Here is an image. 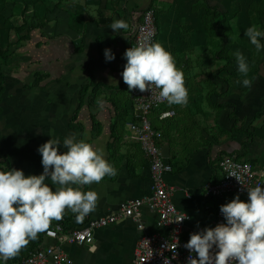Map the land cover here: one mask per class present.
<instances>
[{
    "label": "crops",
    "instance_id": "1",
    "mask_svg": "<svg viewBox=\"0 0 264 264\" xmlns=\"http://www.w3.org/2000/svg\"><path fill=\"white\" fill-rule=\"evenodd\" d=\"M147 8L155 11L156 42L172 53L188 90L186 106L160 107L150 114L169 147L165 180L174 189L176 208L190 217L187 231L209 228L219 205H225L200 192L219 179L220 158L236 157L264 168V49L255 52L244 34L252 25L264 32V0H36V28L29 39H21L20 34L16 38V47L23 48L13 65L20 64L22 69L9 71L8 60L15 57L9 48L10 54L2 60L6 76L0 97V170H21L25 177L41 175L38 148L50 138H59L63 154L67 150L63 140L72 135L77 140L86 136V142L102 147L104 158L117 170L114 177L83 186V191L98 193L95 211L80 220L67 210L61 220L52 221L51 225L63 223L65 231L115 211L147 191V159L138 143L126 137L125 127L133 114L122 78L134 24ZM206 12L214 17L212 25L208 19V30L214 31L207 38L201 34V39L196 32L203 28ZM120 19L129 28L113 32L109 26ZM216 30L226 33L224 57L233 60L232 74L222 70L228 65L225 61L215 68L213 51L222 38ZM202 44L208 48L204 56L202 50L196 54ZM105 50L114 60H106ZM237 51L249 65L246 76L238 71ZM22 54L30 59L21 60ZM201 70L205 71L201 74ZM245 78L252 80L250 88L243 85ZM167 109L174 114L164 124L159 115ZM45 183L53 190L57 187L50 178ZM156 219V214L142 211L144 234H165L157 228ZM140 235L129 220L97 229L90 246L64 245L68 264H130ZM40 244L52 246L55 241L42 232ZM12 261L16 257L6 263Z\"/></svg>",
    "mask_w": 264,
    "mask_h": 264
},
{
    "label": "clouds",
    "instance_id": "2",
    "mask_svg": "<svg viewBox=\"0 0 264 264\" xmlns=\"http://www.w3.org/2000/svg\"><path fill=\"white\" fill-rule=\"evenodd\" d=\"M109 27L116 32L127 30L129 25L120 19ZM244 34L257 52L264 49V32L256 25L248 27ZM104 55L107 61L115 58L110 50H105ZM234 55L238 71L246 76V58L239 51ZM124 57L127 63L122 78L129 91H152L154 86L159 98L169 105H187L184 72L161 43L141 42L127 49ZM242 83L250 88L252 80L245 78ZM86 140V136L80 140L75 135L66 137L62 145L67 150L61 154L60 139L50 138L38 148L41 175L25 177L21 170H0V260L5 264L48 230L53 220H61L67 210L80 220L95 211L98 193L83 191V186L99 184L106 176L114 177L117 170L104 158L102 147ZM46 178L57 185L55 190L45 183ZM247 192V203L237 195L220 207L226 223L190 235L184 247L198 258L190 255L188 264H264V187L257 184ZM185 219L183 213L177 222Z\"/></svg>",
    "mask_w": 264,
    "mask_h": 264
},
{
    "label": "built area",
    "instance_id": "3",
    "mask_svg": "<svg viewBox=\"0 0 264 264\" xmlns=\"http://www.w3.org/2000/svg\"><path fill=\"white\" fill-rule=\"evenodd\" d=\"M159 37L155 11L147 8L139 14V20L134 24L131 47L141 42L156 43ZM133 118L126 124V137L140 146L148 162L149 181L147 191L140 197L127 201L120 207L104 216L91 218L83 226L65 231L60 223L53 224L44 231V236L55 241L52 246L34 249L23 259L6 264H68L70 263L65 244L90 246L94 241V231L107 226L129 220L136 225L140 239L136 243L130 264H188V257L198 258L195 252L184 247L190 235L205 229L198 226L187 231L190 217L176 208L172 201L173 187L165 180L167 165L162 156V148L166 139L160 130L156 129L150 120V114L160 107H170L167 101L159 98V90L154 86L152 91L140 92L131 90L127 96ZM174 114L171 109L160 113L159 119L164 124ZM219 179L201 187L200 192L207 199L231 202L237 195L243 202H248L247 190L259 184L264 187V168H256L244 159L225 156L218 161ZM233 176V177H232ZM190 196V192L187 193ZM219 204V203H218ZM220 206L214 215L209 228L226 223ZM142 211L156 214L157 228L165 234H144ZM186 215L187 219L177 222L179 217ZM187 231V233H186ZM216 249L213 248V254Z\"/></svg>",
    "mask_w": 264,
    "mask_h": 264
},
{
    "label": "rangeland",
    "instance_id": "4",
    "mask_svg": "<svg viewBox=\"0 0 264 264\" xmlns=\"http://www.w3.org/2000/svg\"><path fill=\"white\" fill-rule=\"evenodd\" d=\"M24 11H25V13H24ZM206 14H207V17H205V20L202 19V24L204 25V26L202 25L203 28L202 27L199 28L198 31L196 32L198 34L197 37L201 38V39H203V37L200 36L201 34L205 35V38H207L208 34L213 35L212 33L214 31V30H211V31L208 30V27L210 26V25H208L209 24L208 21H210L208 19L209 18L211 19L210 24L212 25V23H214V17L211 16V12H206ZM26 15H27V18H26ZM25 18L27 19L28 23H33L34 26L36 27V0H0V51H3V53H5V55H4L5 58L10 53H12L13 57L15 56L14 59L8 60V63L10 64L9 71H11L13 73L19 72L22 69V65H20V64L13 65V64H14V62H17L19 60L16 57H18L20 52L22 53L23 47L20 46L18 48V47H16L15 43H16V38L18 36L17 34L22 35L21 39L23 38V36L26 35L28 27L23 28L26 26V24L24 23ZM218 23H219V21H218ZM24 24H25V26H24ZM18 32H20V33H18ZM217 36L218 37L222 36V38H220V40H218V42H217L218 45L216 46V49L213 51L215 53L213 55H215V58H216V59H214L216 61L215 62L216 70H218L221 67L223 61H225L224 56L226 54L224 51L227 50L226 48L228 45L226 43V41H227L226 33L224 35V32L222 34V32L217 31ZM205 40H207V39H205ZM205 40H203V41H205ZM9 42H13L12 45H15V46H12V47L7 46L9 44ZM25 47H27V46H25ZM202 47H203V49H199L198 52L196 51L197 55L201 54V53H199L200 50L203 51L202 56L207 55L206 51H208V48L207 47L205 48L203 44H202ZM7 48H9L11 50L10 53L6 52ZM26 51L27 50H25V52ZM255 52H256V49H255ZM192 54H193V52L187 53L188 56L192 55ZM230 54H231V52H228V55H230ZM251 54L255 55L254 52ZM22 55L24 58H22L21 60H29L30 59V57L26 56V54H22ZM5 58H3L2 60H4ZM207 60L205 59V61H207ZM205 61L203 63H205ZM203 71H205V70H201V74L203 73ZM212 71H213V69L211 70V72ZM198 72L199 71L197 70V73ZM195 76H197V75L195 74L194 77Z\"/></svg>",
    "mask_w": 264,
    "mask_h": 264
},
{
    "label": "trees",
    "instance_id": "5",
    "mask_svg": "<svg viewBox=\"0 0 264 264\" xmlns=\"http://www.w3.org/2000/svg\"><path fill=\"white\" fill-rule=\"evenodd\" d=\"M220 15L221 14H219V16ZM24 23L26 24V27L25 28L28 27V30L26 32V35L23 36L22 39L25 38L27 40V39L30 38V35L29 34H31V32H33L36 27L34 26L33 23H28L27 21H24ZM6 52H8L7 49H6ZM4 55H5V53H3V51H0V97H1V94L5 90V79L4 78H5L6 75H5V71H4V65L2 63V59L5 58ZM224 60L228 63V65L224 66L222 68V70H224V71L232 74L231 73V69H230V67H231L230 66V63H231V61H233L232 58H230V57H224ZM35 80H36V76H35ZM35 84H36V82H35ZM60 224L62 225L63 223H60ZM41 238H42V233H40L38 235L37 239L30 241L28 243V245L21 250V252L19 253V255L16 256V261H19V260L23 259L26 255H28L34 249L40 247L41 246V244H40L41 243ZM16 261H12V263H15Z\"/></svg>",
    "mask_w": 264,
    "mask_h": 264
},
{
    "label": "water",
    "instance_id": "6",
    "mask_svg": "<svg viewBox=\"0 0 264 264\" xmlns=\"http://www.w3.org/2000/svg\"><path fill=\"white\" fill-rule=\"evenodd\" d=\"M168 153H169V147L168 146H164L163 149H162V156L164 158H168V156H169Z\"/></svg>",
    "mask_w": 264,
    "mask_h": 264
}]
</instances>
